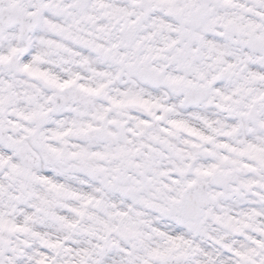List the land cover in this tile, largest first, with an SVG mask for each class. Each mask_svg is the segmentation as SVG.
<instances>
[{
    "label": "snow or ice",
    "instance_id": "obj_1",
    "mask_svg": "<svg viewBox=\"0 0 264 264\" xmlns=\"http://www.w3.org/2000/svg\"><path fill=\"white\" fill-rule=\"evenodd\" d=\"M0 264H264V0H0Z\"/></svg>",
    "mask_w": 264,
    "mask_h": 264
}]
</instances>
